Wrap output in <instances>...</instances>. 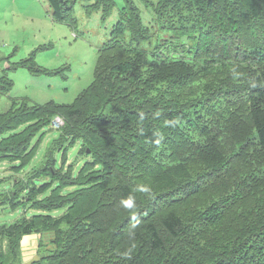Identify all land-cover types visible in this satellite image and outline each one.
I'll use <instances>...</instances> for the list:
<instances>
[{
	"label": "trees",
	"instance_id": "obj_1",
	"mask_svg": "<svg viewBox=\"0 0 264 264\" xmlns=\"http://www.w3.org/2000/svg\"><path fill=\"white\" fill-rule=\"evenodd\" d=\"M47 1L56 22L77 27L79 0ZM125 1L72 103L11 97L0 112V158L17 172L64 121L6 197L23 211L0 224V264H264V0H143L156 41ZM114 5L84 10L106 19ZM49 46L0 55V66L66 69L36 62ZM7 69L0 96L14 85ZM77 145L89 160L75 172ZM33 234L37 255L25 263Z\"/></svg>",
	"mask_w": 264,
	"mask_h": 264
},
{
	"label": "rangeland",
	"instance_id": "obj_2",
	"mask_svg": "<svg viewBox=\"0 0 264 264\" xmlns=\"http://www.w3.org/2000/svg\"><path fill=\"white\" fill-rule=\"evenodd\" d=\"M93 1L77 2L73 10L77 27L73 28L54 20L47 0H0V55L10 56V62L18 61L29 56L34 48L50 44L48 48L37 53L36 62L50 69L66 67L58 73L34 75L25 67L7 69L9 63L6 60L0 66V74L3 67L7 69L14 85L8 94L0 96V112L9 108L11 97L28 98L32 104H42L50 100L72 103L92 82L99 47L109 38L120 10L127 4L125 0H114L115 5L110 16L102 19L101 10L90 14L85 12L84 5ZM133 2L140 8L143 23L150 30H158L154 38L156 41V36L161 34V26L152 23L153 14L146 8L143 0ZM54 121L40 144L36 157L23 171H15V163L0 158V224L12 222L22 214L23 210L12 208L6 197L10 195L15 179L26 178L32 168L40 165L47 146L58 134L57 128L64 125L60 117H56ZM79 148L77 145L71 149L67 158L74 163L75 172L81 168L84 160H89V157L84 158L85 155L77 153ZM61 213L62 211H57L55 215ZM45 241L48 239L45 238ZM27 242L28 239H25L24 246L31 250L32 243ZM34 253L35 250L28 259L33 258Z\"/></svg>",
	"mask_w": 264,
	"mask_h": 264
},
{
	"label": "crops",
	"instance_id": "obj_3",
	"mask_svg": "<svg viewBox=\"0 0 264 264\" xmlns=\"http://www.w3.org/2000/svg\"><path fill=\"white\" fill-rule=\"evenodd\" d=\"M40 235L39 234H33V235H26L22 239V255H23V261L25 263H29L33 258L36 257L37 252H36V246L37 243L39 242ZM28 239L27 243H32L31 250H27V246H24V240ZM38 247V246H37ZM35 250L34 256L31 259H28L30 257V254H32ZM36 254V255H35Z\"/></svg>",
	"mask_w": 264,
	"mask_h": 264
},
{
	"label": "water",
	"instance_id": "obj_4",
	"mask_svg": "<svg viewBox=\"0 0 264 264\" xmlns=\"http://www.w3.org/2000/svg\"><path fill=\"white\" fill-rule=\"evenodd\" d=\"M8 64V63H7ZM8 67H9V65H8ZM55 122V121H54Z\"/></svg>",
	"mask_w": 264,
	"mask_h": 264
}]
</instances>
